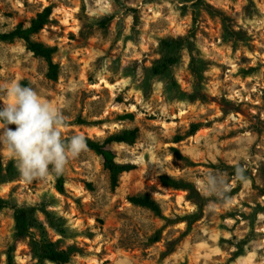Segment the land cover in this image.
<instances>
[{
    "label": "rangeland",
    "instance_id": "obj_1",
    "mask_svg": "<svg viewBox=\"0 0 264 264\" xmlns=\"http://www.w3.org/2000/svg\"><path fill=\"white\" fill-rule=\"evenodd\" d=\"M194 2L0 0L1 32L52 7L33 38L58 48L59 66L58 80L50 81L45 60L22 40L0 42V105L11 103L7 88L18 81L64 112L65 139L82 134L103 142L137 131L133 145H115L118 161L136 165L119 176L116 190L91 150L70 160L61 194L54 175L26 186L0 148V198L51 213L56 228L37 216L57 249L71 252L70 264H264V0H200L192 8ZM190 35L193 53L161 42ZM170 55L179 63L152 75ZM125 113L134 119L119 120ZM79 118L104 123L81 125ZM237 165L249 183L234 179ZM209 169L218 178L227 174L229 201L203 194L198 178ZM161 175L195 192L166 187ZM146 194L164 218L129 202ZM192 214L194 220L184 218ZM13 236V210L0 209V264H7ZM14 246L15 264H37L29 238Z\"/></svg>",
    "mask_w": 264,
    "mask_h": 264
},
{
    "label": "trees",
    "instance_id": "obj_2",
    "mask_svg": "<svg viewBox=\"0 0 264 264\" xmlns=\"http://www.w3.org/2000/svg\"><path fill=\"white\" fill-rule=\"evenodd\" d=\"M183 3L192 2V8L199 6L200 0H181ZM52 14V7L47 6L41 12L31 19L28 23L21 22L16 25L12 30L7 32L0 31V42H11L15 39H20L25 43L26 49L32 53L35 57H40L47 63L46 78L50 81H57L59 78V66L54 62V56L56 55L58 48L55 46H49L43 42L36 41L33 36L38 34L44 26L48 23L49 17ZM193 35L176 39H163L162 45L168 50L180 51L187 50L189 53H193L196 49V43L193 40ZM179 58L176 55H170L161 61L156 62L151 67V74L154 76L161 75L169 70L171 66L177 65ZM2 68L0 62V69ZM119 120H133L132 113H125L118 116ZM77 124H103V120L93 121L88 123L84 119H77ZM197 126H193L191 133L197 130ZM136 130H125L120 134H115L108 137L103 142H96L90 139L87 140L88 148L93 151L100 159L101 164L105 170L108 171L110 176V184L113 190H116L119 186V176L124 173L131 172L136 169V165L131 162L118 161V153L115 149L116 144H126L131 146L136 139ZM174 153L178 158H182L180 152L174 149ZM13 166L8 167V172H11ZM11 174V173H10ZM56 189L59 193L64 194L66 192L63 175L55 176ZM6 181V177L3 174V168L0 164V186ZM160 182L166 187L174 189H189L193 194L195 192L191 185L184 182L176 181L175 179L161 175ZM129 202L133 205H139L145 207L154 212L158 217L164 218L161 207L152 199L149 195L133 196L129 198ZM11 208L13 210L14 219V244L16 242L30 239L31 247L33 250L34 258L37 260V264H70L72 262V254L70 251L58 250L55 243L50 241L45 233L44 225L37 216L40 212L43 214L52 226L54 221L51 213L45 208H39L34 206L19 205L17 203H10L8 200L0 198V209ZM186 220H194L196 214L187 215L184 217ZM54 228H56L54 226ZM32 230H37L39 235L35 237L32 235ZM60 234H64L63 230L58 229ZM159 231L155 233L154 242L158 241ZM10 245L6 252V263L15 264V246Z\"/></svg>",
    "mask_w": 264,
    "mask_h": 264
},
{
    "label": "clouds",
    "instance_id": "obj_3",
    "mask_svg": "<svg viewBox=\"0 0 264 264\" xmlns=\"http://www.w3.org/2000/svg\"><path fill=\"white\" fill-rule=\"evenodd\" d=\"M7 95L11 103L0 105V148L11 154L26 186L62 175L70 160L90 151L84 135L63 137L61 130L70 126L68 117L35 89L16 81L8 86ZM214 173L209 169L207 177L198 178V183L207 197L227 202L231 191L227 174L218 178ZM234 179L250 182L246 168L241 165L236 166ZM208 206L215 207V201L210 200Z\"/></svg>",
    "mask_w": 264,
    "mask_h": 264
}]
</instances>
